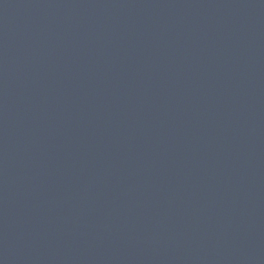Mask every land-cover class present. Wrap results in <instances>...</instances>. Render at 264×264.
Wrapping results in <instances>:
<instances>
[{
  "label": "water",
  "instance_id": "water-1",
  "mask_svg": "<svg viewBox=\"0 0 264 264\" xmlns=\"http://www.w3.org/2000/svg\"><path fill=\"white\" fill-rule=\"evenodd\" d=\"M0 264H264V0H0Z\"/></svg>",
  "mask_w": 264,
  "mask_h": 264
}]
</instances>
